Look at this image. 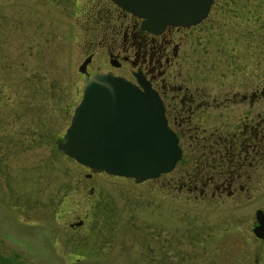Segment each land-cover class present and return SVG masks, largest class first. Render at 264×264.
Returning <instances> with one entry per match:
<instances>
[{
    "label": "rangeland",
    "instance_id": "obj_1",
    "mask_svg": "<svg viewBox=\"0 0 264 264\" xmlns=\"http://www.w3.org/2000/svg\"><path fill=\"white\" fill-rule=\"evenodd\" d=\"M237 1L235 11L234 0H217L209 18L214 35L227 43L239 36L252 51L256 83L264 79V0ZM108 4L0 0V215L9 220L0 264H264V239L252 232L254 211L264 208L261 166L249 200L210 207L175 192L170 203L159 201L152 179L92 172L57 149L80 99L78 65ZM206 45L207 71L230 72L232 57ZM93 51L88 70L104 57L100 47ZM84 215L71 231L68 222Z\"/></svg>",
    "mask_w": 264,
    "mask_h": 264
},
{
    "label": "flooded vegetation",
    "instance_id": "obj_2",
    "mask_svg": "<svg viewBox=\"0 0 264 264\" xmlns=\"http://www.w3.org/2000/svg\"><path fill=\"white\" fill-rule=\"evenodd\" d=\"M108 2L103 21L93 27L99 36L87 43L90 60L86 71L90 75L110 72L140 88L143 82L148 83L161 98L181 156L172 170L152 178L160 192L155 194L157 199L170 203L175 192L179 198L182 194L184 199L210 207L223 201L249 200L253 187L259 184L257 168L264 169V79L261 76L254 82L252 51L247 45L240 46L239 36L227 43L223 35H214L216 20L209 16L218 6L217 0L196 24H167L157 30L146 28L141 17ZM230 5L237 11V0ZM207 43L221 58L232 57L230 72L216 75L207 71L203 61ZM98 46L105 58L99 59L101 66L88 70ZM92 191L90 187L89 193ZM6 204L3 210L7 211L11 205ZM83 217L68 222L69 229H81ZM255 224L254 218L252 227ZM8 225V217L0 215V231ZM195 246L203 244L198 239Z\"/></svg>",
    "mask_w": 264,
    "mask_h": 264
},
{
    "label": "water",
    "instance_id": "obj_3",
    "mask_svg": "<svg viewBox=\"0 0 264 264\" xmlns=\"http://www.w3.org/2000/svg\"><path fill=\"white\" fill-rule=\"evenodd\" d=\"M157 30L188 26L207 16L213 0H112ZM90 56L78 66L83 86L57 148L92 170L143 181L170 171L181 155L157 92L110 72L87 73ZM253 233L264 238V211L255 212Z\"/></svg>",
    "mask_w": 264,
    "mask_h": 264
}]
</instances>
